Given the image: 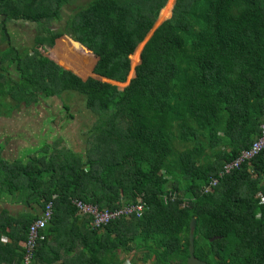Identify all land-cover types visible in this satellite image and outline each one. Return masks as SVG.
<instances>
[{"label":"trees","instance_id":"trees-1","mask_svg":"<svg viewBox=\"0 0 264 264\" xmlns=\"http://www.w3.org/2000/svg\"><path fill=\"white\" fill-rule=\"evenodd\" d=\"M72 1L0 0V117L53 97L70 120L74 97L93 117L82 150L56 137L8 160L0 144V199L52 201L33 264H125L132 251L185 264L192 218L199 260L264 264V149L218 177L264 123V0H87L64 17ZM9 21L34 25L29 49L12 44ZM72 198L144 208L93 229ZM38 216L0 204V264L21 263Z\"/></svg>","mask_w":264,"mask_h":264},{"label":"rangeland","instance_id":"rangeland-1","mask_svg":"<svg viewBox=\"0 0 264 264\" xmlns=\"http://www.w3.org/2000/svg\"><path fill=\"white\" fill-rule=\"evenodd\" d=\"M86 1L87 0H73L70 5L62 8L63 16L65 17L70 14L72 10ZM162 22L154 24L152 30L144 39L143 44ZM51 26L56 30L57 24L55 22H53ZM7 28L11 42L16 48L20 50L29 49L35 34L34 25L32 23L25 21H9L7 23ZM38 45L36 46L37 49ZM61 58L68 59L66 55H62ZM136 65L130 67V70L133 69V73ZM133 76L129 77L127 81L129 82ZM69 103L71 105L70 112L74 117L71 120L63 111L61 101L56 97L42 98L36 106L22 108L19 111L13 112L8 117H0V144L3 146V157L8 160L24 158L30 150L39 147L43 143H50L56 137H63L72 147H75L76 150H82L85 139L84 132L90 128L93 117L83 109L79 98L74 97ZM57 115L62 117L59 124L55 123ZM203 143L207 145L205 140ZM166 188L170 189V182L167 183ZM141 256L142 252L132 251L128 253L121 252L119 258L122 259L125 264H143ZM147 264L151 263L148 262Z\"/></svg>","mask_w":264,"mask_h":264},{"label":"built area","instance_id":"built-area-1","mask_svg":"<svg viewBox=\"0 0 264 264\" xmlns=\"http://www.w3.org/2000/svg\"><path fill=\"white\" fill-rule=\"evenodd\" d=\"M264 149V123L260 126V135L254 139L250 147L240 152L239 156L229 163L224 164L220 170L218 177L228 174L230 171L237 169L242 163L254 158L261 150ZM218 183V178H213L204 187V191H208L215 187ZM71 205L74 206L79 216L91 217L90 225L93 229L105 226L111 220L118 219L130 214L140 216L142 214L144 203L141 199H137L135 203L123 206L115 210H100L97 206L85 203L79 199L72 198ZM53 213L52 201L45 204L41 213L34 220L28 228L27 237L20 242L23 250V255L20 264H33L35 252L37 250L38 241L42 239L40 231L44 229L46 224L50 221Z\"/></svg>","mask_w":264,"mask_h":264},{"label":"water","instance_id":"water-1","mask_svg":"<svg viewBox=\"0 0 264 264\" xmlns=\"http://www.w3.org/2000/svg\"><path fill=\"white\" fill-rule=\"evenodd\" d=\"M159 26V25H158ZM153 33V32H152ZM152 35V34H151ZM150 35V36H151ZM150 38V37H149ZM148 38V39H149ZM147 39V40H148ZM147 42V41H146ZM145 42V43H146ZM144 43V44H145ZM143 44V46H144ZM81 46V45H80ZM143 48V47H142ZM86 49V48H85ZM89 51V50H88ZM68 59L70 58L69 56H67ZM66 65H68V67H71L72 65L75 66V67H78L80 66V64L77 62V61H74V62H71L70 60H68V62L66 63ZM61 66V65H60ZM65 68V67H63ZM69 71H71L70 69L68 68H65ZM72 72V71H71ZM74 73V72H73ZM75 74V73H74ZM131 80V79H130ZM129 80V81H130ZM129 83V82H128ZM194 228H195V218H192L191 221H190V224H189V234H188V242H189V245H188V257H187V260H186V263L185 264H206L204 261H201L199 260L198 258H196L194 256V244H193V239H194V236H193V231H194Z\"/></svg>","mask_w":264,"mask_h":264},{"label":"crops","instance_id":"crops-1","mask_svg":"<svg viewBox=\"0 0 264 264\" xmlns=\"http://www.w3.org/2000/svg\"><path fill=\"white\" fill-rule=\"evenodd\" d=\"M0 204L2 205V207L8 211L9 214L15 216L17 213L19 212H26V211H31L36 215H39L41 213V210L38 208H33V210H31L29 207H24L20 204H14L11 203L7 197H3L0 199ZM21 246V245H20ZM88 252L90 253L91 251L88 250Z\"/></svg>","mask_w":264,"mask_h":264}]
</instances>
